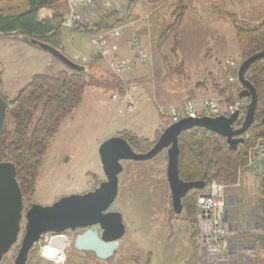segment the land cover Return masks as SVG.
<instances>
[{
  "label": "rangeland",
  "instance_id": "rangeland-1",
  "mask_svg": "<svg viewBox=\"0 0 264 264\" xmlns=\"http://www.w3.org/2000/svg\"><path fill=\"white\" fill-rule=\"evenodd\" d=\"M119 1L121 3L119 7L113 5L112 8L105 10L101 8V6H97L93 8L94 12L97 15H107L112 12H121L123 14V12H127L125 16L123 14V17L118 13L120 18H123L120 20H124L123 23H127L128 19L149 9L143 18V26L145 29L139 35L142 36L143 43L148 46V50L152 52V47L156 44L155 42H157V38L155 39L153 31H151L153 14L155 12L160 13L165 9H168L169 14L171 12H177V4H179L181 0H161V2L157 5H152V7H148L143 1L142 5H138L139 3L137 1L134 3H130V0ZM182 1L184 5L187 6V10L193 2H195V4L198 3L200 7L203 8L205 4L202 3L208 1L210 3L206 4H210L215 14H220L219 16L222 18H226L223 14L229 16L235 15L241 23L246 25L258 24L261 19L258 21H256V19L264 16V0ZM204 9L205 12H210L207 7ZM194 10L198 13V6L194 5ZM202 10H200V14ZM151 13L152 15H150ZM127 16L129 17L127 18ZM201 16L206 20V13L204 15L201 14ZM253 16L257 17L252 19ZM137 18L139 19L140 17ZM170 18L168 20V22H170L169 25L175 21L172 15ZM245 19H250V21H246ZM93 20V23H97V21ZM133 20L135 19H131L130 22ZM119 23L122 22H117L116 25H114L115 28L122 27ZM208 24L209 23L201 25L198 28H212V35H216L215 30L221 29L218 27V24ZM88 25L91 26L93 24L90 25L88 22ZM177 28L178 27H174V29H171L169 36L173 31L175 32ZM232 29H225L224 31L228 33L229 31L232 32ZM126 35V38H128L133 35H138V33L133 30H128ZM75 36L77 37L73 40V49L68 50L67 53H63L74 62L86 68L90 86L86 93H84L85 96L79 108L64 122L61 131H59L60 133L51 143L50 149L47 155H45L40 178L37 180L36 192L29 203L27 202L24 205L25 209L32 204L44 207H47V205L51 206L64 197L82 195L83 193L85 194L93 191L101 182L106 180L101 167L100 156L98 155L99 148L104 141L114 137L118 132L129 130H132L133 133L138 132L141 138L145 137V139L154 137L155 133L158 132L160 128L161 130L159 132L162 133L164 129L162 127L165 126V122L162 123L161 115L171 116L170 114H172L173 111L181 110L185 101H193L190 99V92L195 95L196 92L199 91L198 89L201 90V88L206 85L213 88L215 82L222 81L226 76L236 77L241 62L237 54L238 43L232 33L231 35L228 34V38L226 39L227 42H222L220 45L219 57L222 65H190L192 69H195L194 72L198 70L195 74L190 73L191 76L189 74L191 79L186 78L189 76L184 73V66H182V64L179 65V61L174 62V60L168 62V66L170 67L169 69L167 68L165 78L163 69H161V67L157 69L158 65L151 56V62L148 66L136 67L138 68L136 72L138 71L143 75L146 85L150 89L147 91L149 93L144 96V99L137 103L136 97L140 91V89H137L134 95L135 104L139 105V107L137 106L136 108L137 110L131 114L125 112L119 113V109L123 107V100L118 96L117 101L114 100L115 103H113L110 98L114 95H120L117 89L120 82L118 84L117 80L110 77L111 72L109 69H106L108 67L104 60L102 62L104 65L99 63L101 67L97 68L95 66L98 61L93 57L96 50L93 45H91L90 36L86 33ZM173 37V35L169 37V39L171 38L169 42L172 41ZM181 37L182 40H185L188 37L187 33H184ZM9 42L0 41V85L3 83L6 85L7 82H9L10 84L8 85L13 86L14 89H20L23 87L27 75L34 73V70L27 71L32 62L28 63L29 61L27 59L30 57L25 54L24 49ZM22 44L28 46L26 42L22 41ZM169 53L168 50L167 54ZM75 54L80 56V60H75L73 58ZM83 57L91 58L92 62L88 65L85 64L82 62V59H84ZM52 59L54 62L53 64L58 66L57 69L64 68L65 71H69V68L62 62L53 57ZM228 60L234 62L233 64H235V66L226 64ZM57 69H54V71L49 70L47 74L56 75L58 73ZM132 75L128 76V84H135L138 87H143V83L137 80V78L135 79ZM163 80L168 84L170 83L169 81L172 82L171 86L173 90H171L172 94L169 96V102H167V107H169V109L165 107L159 108L157 104H154V92H152L151 87L155 82L157 86H161L160 81ZM198 84H203V86H198L197 88ZM235 84L236 90L242 87L237 81H235ZM106 86L112 87L114 90H111V92L106 89ZM210 88L209 90L211 92ZM11 95L13 96L9 97L13 99L16 94ZM214 96H216V93H211L206 95L204 99L214 100ZM204 99L202 102H204ZM222 107L224 108L225 106ZM198 111V114H202L203 108L200 107ZM8 126L10 128L13 127L10 123H8ZM166 163V151H162V153L153 160L131 163L130 161H126L122 163L123 172L119 177V194L109 211L120 212V215L123 216L126 234L119 241V248L116 250L114 257L108 261H102L96 258L93 253L77 251L74 246V239L84 232V230H78V232L71 231L61 234L66 238L65 241H67L65 252L63 253L64 260L62 264H133L131 257H134V259L138 257L139 263L144 264L147 260V256H145L146 253L153 254L152 264H198V250L200 249L198 247L199 238L196 235V246L193 240L189 241L188 236H185V234L190 235L191 231L189 225L184 221V213L182 212V214L177 216L175 221L170 222L171 213L169 212L172 209V205L170 200L171 191L166 176ZM255 190H258V187ZM25 224L26 221L23 220L19 241L16 242L13 249L5 255L0 264H15L14 260L17 256L16 254H18L20 242L25 232ZM198 229L199 234L201 231L199 224ZM55 236V234H49V236L45 235L41 241L35 245L34 252L29 257V262L27 264H56L43 257V253L45 252L44 248L49 246V241ZM261 244L262 240L259 238L257 246L260 251H263Z\"/></svg>",
  "mask_w": 264,
  "mask_h": 264
},
{
  "label": "trees",
  "instance_id": "trees-1",
  "mask_svg": "<svg viewBox=\"0 0 264 264\" xmlns=\"http://www.w3.org/2000/svg\"><path fill=\"white\" fill-rule=\"evenodd\" d=\"M181 4H179L176 21L170 29L180 25L185 10ZM43 8L52 10V20L39 18V10ZM68 15L66 0H0V39L15 38L23 41L20 37L28 36L49 44L63 53L61 21ZM226 17L234 25L235 39L238 43L237 52L241 62L264 51V16L258 24L247 25L241 23L235 15L226 14ZM110 18L111 15L105 16L98 23L89 26L88 30L89 28L90 30L87 34L94 35L112 29L114 26L109 24ZM253 63L245 76L258 96L256 110H254L255 120L246 133L240 136L244 141L238 144L235 150L230 149L227 138L203 128H195L179 136L178 176L184 182H204L205 184L203 190H192L182 199L184 221L189 225L190 236L196 246V235L199 231L197 198L209 192L210 185L214 181L227 185L236 184L239 172L244 171L248 164L250 150L260 139H264V58ZM236 77L226 76L222 80L223 83L215 82L212 89L216 90V96L223 104H230L237 99L249 105L250 100L239 98L242 88H239L240 91L236 90L235 82L230 81ZM89 86L87 72L69 70L56 75H34L13 99L0 92V96L8 105L7 120L0 139V163L11 162L15 165L24 205L29 203L36 192L37 180L40 178L45 155L51 143L59 134L64 121L79 108ZM198 86L201 87L203 84ZM117 89L121 92L120 84ZM189 94L190 99L193 100L195 95L191 92ZM161 117L166 127L172 124L171 116L161 115ZM243 121L240 120L234 124L235 128H240ZM8 123L13 127L10 128ZM160 135L161 133L156 134L154 142L140 138L130 130L118 133L117 137L127 141L136 153H145L154 146ZM255 178L258 182L256 200L260 231L258 239L262 240L264 252V171ZM30 207L29 205L27 209ZM169 213L172 216H170V222L175 221L178 215L173 212V208ZM34 249L35 247L28 254V259ZM136 261L138 260L135 258L134 263Z\"/></svg>",
  "mask_w": 264,
  "mask_h": 264
},
{
  "label": "water",
  "instance_id": "water-1",
  "mask_svg": "<svg viewBox=\"0 0 264 264\" xmlns=\"http://www.w3.org/2000/svg\"><path fill=\"white\" fill-rule=\"evenodd\" d=\"M20 38L48 52L69 70L87 71L84 66L74 62L49 44L28 36ZM261 58H264V51L241 62L236 75L242 86L239 98L250 100L246 117L240 128H235L234 125L238 121V112L230 116L182 118L167 126L154 146L145 153H136L128 142L119 136L109 138L101 144L98 153L106 180L93 191L64 197L51 206L32 204L29 209H25L23 194L17 182L15 165L11 162L0 163V263L19 241L23 220L26 221L25 232L18 254H16L15 264H26L28 254L45 235H61L77 230H84L74 239L77 251L93 253L102 261L110 260L119 248V241L126 234L123 216L120 212L109 211L119 194V177L123 172L122 163L153 160L162 151L167 152L166 176L171 191L173 212L176 215L182 214V199L192 190H203L205 184L204 182H184L178 176L179 136L183 132L203 128L227 138L230 149L235 150L237 145L244 141L240 136L246 133L255 120L254 110H256L258 96L245 75L254 64L253 62ZM7 108L6 100L0 96V139L7 120Z\"/></svg>",
  "mask_w": 264,
  "mask_h": 264
},
{
  "label": "crops",
  "instance_id": "crops-1",
  "mask_svg": "<svg viewBox=\"0 0 264 264\" xmlns=\"http://www.w3.org/2000/svg\"><path fill=\"white\" fill-rule=\"evenodd\" d=\"M138 2V5H142V1L145 5H147L148 7L152 5H157L159 2H161V0H130V3H134V2ZM213 1V0H211ZM187 2H190L189 0H187ZM182 3L181 5L185 8L184 10V14L182 16L180 25L178 26L177 30L170 35V36H174L172 41L169 42L171 40V38L169 39V33L171 32V25H173L176 21V16H178V8H179V4ZM206 3H210V2H205L202 4H205V6L203 8L200 7V5L197 3L195 4V2H193L192 5L189 6L188 10H187V6L184 5V2L181 0L179 1L178 7H177V12H171L169 14L168 9H165L163 11L159 12H155L152 16V24H151V31H153L154 37L155 39L157 38V42H155L156 44L152 47V52L148 50V46H146L145 43H143V38L142 36H140L139 34L145 29V27L143 26L144 24V16L145 14L149 11V9L142 11L138 14H136L133 18L131 19H135L133 21L130 22L131 19H128L127 23H123L124 20H120L123 18H120L119 15H121L123 17V14L125 16V14L127 12H123V14L121 12L115 13L112 12L111 14H107V15H97L94 12L95 7H88V8H80L78 10V14L87 22L91 24H95L92 22L93 21H97V23L99 22V20H101V18L105 17V16H109L111 15V18L109 19V24L114 26L116 25L117 22H122L119 23L122 27L118 28L120 29L122 32V37L120 40L117 41H112L111 48H114L115 51L117 53H119L122 56H127L129 55V52L127 50V48L125 47V40H126V32L128 30H133L136 33H138L139 38H141L142 40V45L144 46L145 50L147 51L148 55L151 56L154 59V62L158 65V67H161V69H163V74L166 78V74H167V68L169 69L170 66L169 65V61L170 60H174V62L179 61V65L182 64V66H184V73L189 76L190 73L195 74L198 72V70L196 72L195 69H192L190 65H199V66H203L204 64H216L221 66L222 63L220 61V57H219V51H220V45L222 42L226 43L227 42V38H228V34L231 35V33L233 34V37L236 38V34H235V28L234 25L232 24L231 20H229L226 15L223 14V16H225L226 18H222L220 17L218 13H214V10L212 9V7L210 6V4H206ZM194 5L198 6L199 8V12L197 13V11L194 10ZM209 5V6H207ZM145 7V6H144ZM205 7H207V9L210 10V12H205ZM203 9V10H202ZM200 10H202L201 14L204 15L206 13V20L205 18H203V16H201L200 14ZM39 18L41 20H45V19H51L53 17V12L52 10L48 9V8H43L39 10ZM70 14V11H69ZM152 15V13L150 14ZM172 15L173 18H175L174 22L170 24V22H168L170 16ZM174 15V16H173ZM194 15V16H192ZM69 16V15H68ZM192 16V17H191ZM94 17V18H93ZM129 16H127L128 18ZM137 17H140L139 20ZM257 16H253L252 19H255ZM125 18V17H124ZM137 18V19H136ZM262 17H259L258 19H256V21L260 20ZM171 19V18H170ZM66 19H64L63 21H61V35H62V46L64 49V53H67L68 50H72L73 49V45L74 42L73 40H75V35H79V34H84V33H80L78 30L76 31V29L67 27L63 24V22ZM246 21H250V19H245ZM207 21V22H205ZM207 23L210 24H218V27H220L221 29L215 30L216 35H212V28H198L201 25H206ZM167 25V26H166ZM92 26V25H91ZM232 26V27H231ZM205 27V26H204ZM211 27V26H210ZM115 28V26L113 27ZM134 28V29H133ZM168 28V29H167ZM232 29V32L229 31L228 33H226L224 30L225 29ZM209 29V30H208ZM90 30V28H89ZM87 30V32L89 31ZM168 30V31H167ZM208 30V32H207ZM211 30V31H210ZM86 32V34H87ZM184 33H187V38L185 40H182L181 35L183 36ZM90 36V38H92V35L87 34ZM159 35V36H158ZM12 39V40H11ZM0 41H6L9 43H14L18 46H20L22 49H24L25 54L27 56H29L31 60L27 59L29 62L31 63L29 65V69L27 71L30 70H34V73H30L29 75H27L23 87L25 86V84H27L29 82V80L31 79V77H33L36 74H47V72L49 70H53L57 69L58 66L53 64V59L52 56L46 52L41 50L40 48L34 47L32 45L28 46H24L22 44V41L20 42V40H16L15 38H4L3 40L0 39ZM237 41V39H236ZM70 42V43H68ZM153 45V44H152ZM169 50V54L168 53ZM98 53L96 52L94 54V59H96L98 61L97 64H95V66L101 67V65L99 63L103 62V59H101L100 57H98L99 55H97ZM238 54V53H237ZM67 56V55H66ZM239 56V55H238ZM68 57V56H67ZM80 56L77 54L74 55V59L75 60H80L79 58ZM82 59V62H84L85 64H90L92 62L91 58H85ZM93 59V60H94ZM177 59V60H176ZM230 61V60H228ZM103 64V63H102ZM104 65V64H103ZM102 65V66H103ZM107 69V68H106ZM138 68L133 69L130 74L132 75L135 79L137 78V80H139L140 82L143 83V87H138V89H140V93L138 92L137 94V103L138 101L140 102V100L144 99V96L147 95L149 92H147L149 89V87L146 85V81L143 77V75L141 73H139L138 71L136 72ZM37 70V71H36ZM58 73L65 71L64 68H60L57 69ZM57 73V74H58ZM110 73V72H109ZM183 73V74H184ZM111 74V73H110ZM191 76V74H190ZM186 77V78H190ZM111 78H115L112 74L110 76ZM116 79V78H115ZM191 79V78H190ZM170 83L168 84L166 81H160L161 86H157L156 82L154 83V85L151 87L152 92H154V104H157V107L159 108H163L165 107L166 109H169V107H167V102H169V96H171L173 88L171 86V81H169ZM218 83H223L222 81L218 82ZM10 84L9 82H7V84L5 85L4 83L0 85V92L2 94H4L6 97L9 96H13L11 94H16L23 88L21 87L20 89H14L13 86L8 85ZM146 85V86H145ZM199 85V84H198ZM197 85V88H198ZM210 86H204L200 89H198L199 91L196 92L195 94V98L193 99V102L196 103L197 108L199 110V108L203 106V99L204 97H206V95L211 94V93H216L215 89H211V92L209 90ZM106 89H108L109 91H113L114 88L106 86ZM15 90V91H13ZM159 90V91H158ZM111 91V92H112ZM201 91V92H200ZM162 92V93H160ZM15 95V96H16ZM203 97V98H202ZM215 99H219L217 96H214ZM10 98V97H9ZM110 100L115 103V101L112 100V96L110 98ZM205 100V99H204ZM139 107V105H137ZM137 110V109H136ZM159 113V112H158ZM65 122V121H64ZM165 122L162 119V123ZM64 124V123H63ZM63 126V125H62ZM166 125L162 128L165 129ZM62 129V128H61ZM163 129V130H164ZM161 130V128H160ZM159 130V131H160ZM61 131V130H60ZM158 131V132H159ZM130 132H133L132 130H130ZM136 132V131H135ZM156 132L154 137L150 138V139H146L149 140L151 142H154V140L156 139V134L158 133ZM60 133V132H59ZM119 133V132H118ZM117 133V134H118ZM137 133V134H136ZM135 134L138 135L141 138V135L138 134V132H136ZM160 133V132H159ZM117 134L115 136H117ZM57 137V136H56ZM143 138V137H142ZM145 139V137H144ZM257 180L254 176H251L249 174H245L244 177L241 180V185L240 187L237 188H230L227 190V200H228V205H229V211H228V215L230 216L229 220H228V248L226 250V255L229 257V259H231V262L229 264H264V252L260 251L258 249V236L260 235V231L258 230V209H256L258 206L256 204V200H257V195H258V190H255L258 185H257ZM199 222V220H198ZM197 222V224H198ZM200 226V225H199ZM188 236V240L192 241L191 238V234H185V236ZM200 235L197 234V236ZM170 237V236H169ZM199 238V236H198ZM199 241V239H198ZM198 247L200 248V244L198 242ZM200 250V251H199ZM198 250V264H220L222 258L227 257L226 255L222 258H220L217 255H213V254H209L208 252H206L205 250ZM145 256H147V260L144 264H147V261L149 263L148 264H152V259H153V254L152 253H146ZM132 259V263L133 264H140L139 263V259L138 257L136 258V261L134 263V259L133 257H131Z\"/></svg>",
  "mask_w": 264,
  "mask_h": 264
},
{
  "label": "built area",
  "instance_id": "built-area-1",
  "mask_svg": "<svg viewBox=\"0 0 264 264\" xmlns=\"http://www.w3.org/2000/svg\"><path fill=\"white\" fill-rule=\"evenodd\" d=\"M69 16L63 22L67 27L76 29L80 33H86L88 30V22L77 13L80 8H88L94 6H101V8L108 10L121 5L119 0H66ZM118 28L101 31L92 35L91 45L95 48L99 57L103 59L107 65V69L120 82V95H114L112 100L117 101L119 96L123 100V107L119 109V113H133L136 111L137 104H135L134 95L138 89L135 84H128V75L130 72L139 66H148L151 62L150 56L142 45V40L138 36H130L125 40V47L129 55L122 56L111 48L112 41L120 40L122 32ZM234 62L228 61L226 64L235 66ZM231 82H239L238 78H232ZM222 106H225L224 108ZM203 112L198 114L196 104L193 101H185L181 110L173 111L171 115L172 123L178 122L182 118H196L198 116H230L238 112V121L244 120L248 105L245 101L234 99L230 104H223L219 99H208L203 102ZM264 171V139H260L256 146L252 147L249 152L248 164L244 171L239 172V179L236 184L227 185L222 182L214 181L210 185L209 192L199 196L197 201L198 224L200 225L199 244L200 249L205 250L209 254L217 255L220 258L226 255L228 241V200L227 190L230 188H237L241 185V180L245 174L251 176H258ZM227 256V255H226ZM220 264H229L231 259L224 257L220 259Z\"/></svg>",
  "mask_w": 264,
  "mask_h": 264
},
{
  "label": "bare ground",
  "instance_id": "bare-ground-1",
  "mask_svg": "<svg viewBox=\"0 0 264 264\" xmlns=\"http://www.w3.org/2000/svg\"><path fill=\"white\" fill-rule=\"evenodd\" d=\"M65 240L66 238L62 235H56L53 237L52 240L49 241V246L44 248L45 252L43 253V257L49 259V261H53L56 264H62V261L64 260L63 253L65 252L67 245V241Z\"/></svg>",
  "mask_w": 264,
  "mask_h": 264
},
{
  "label": "flooded vegetation",
  "instance_id": "flooded-vegetation-1",
  "mask_svg": "<svg viewBox=\"0 0 264 264\" xmlns=\"http://www.w3.org/2000/svg\"><path fill=\"white\" fill-rule=\"evenodd\" d=\"M68 232H71V231H68ZM73 232V231H72ZM74 232H78V230L77 231H74ZM67 233V232H66ZM48 236H49V234H48ZM21 245V244H20ZM14 263H15V260H14Z\"/></svg>",
  "mask_w": 264,
  "mask_h": 264
}]
</instances>
